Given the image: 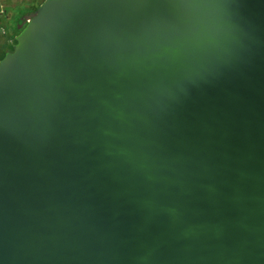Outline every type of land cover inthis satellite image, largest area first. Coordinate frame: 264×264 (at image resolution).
Returning a JSON list of instances; mask_svg holds the SVG:
<instances>
[{
    "label": "water",
    "instance_id": "obj_1",
    "mask_svg": "<svg viewBox=\"0 0 264 264\" xmlns=\"http://www.w3.org/2000/svg\"><path fill=\"white\" fill-rule=\"evenodd\" d=\"M0 61V264H264V0H48Z\"/></svg>",
    "mask_w": 264,
    "mask_h": 264
},
{
    "label": "flooded vegetation",
    "instance_id": "obj_2",
    "mask_svg": "<svg viewBox=\"0 0 264 264\" xmlns=\"http://www.w3.org/2000/svg\"><path fill=\"white\" fill-rule=\"evenodd\" d=\"M47 1L0 0V61L13 51L16 37L26 27L23 23Z\"/></svg>",
    "mask_w": 264,
    "mask_h": 264
},
{
    "label": "rangeland",
    "instance_id": "obj_3",
    "mask_svg": "<svg viewBox=\"0 0 264 264\" xmlns=\"http://www.w3.org/2000/svg\"><path fill=\"white\" fill-rule=\"evenodd\" d=\"M18 32V31H17Z\"/></svg>",
    "mask_w": 264,
    "mask_h": 264
}]
</instances>
